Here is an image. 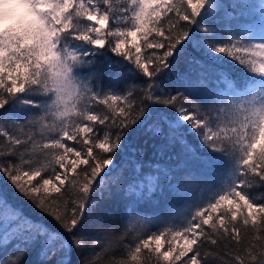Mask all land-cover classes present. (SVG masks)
Masks as SVG:
<instances>
[{"label": "snow or ice", "instance_id": "snow-or-ice-1", "mask_svg": "<svg viewBox=\"0 0 264 264\" xmlns=\"http://www.w3.org/2000/svg\"><path fill=\"white\" fill-rule=\"evenodd\" d=\"M222 7L0 0V264L37 244L40 264H264V0L233 3L225 19H259L221 29ZM101 56L120 69L107 86ZM136 132L178 163L141 175ZM105 192L126 222L98 212Z\"/></svg>", "mask_w": 264, "mask_h": 264}, {"label": "trees", "instance_id": "trees-1", "mask_svg": "<svg viewBox=\"0 0 264 264\" xmlns=\"http://www.w3.org/2000/svg\"><path fill=\"white\" fill-rule=\"evenodd\" d=\"M218 2L224 6L221 9H219L217 13L218 18L221 19L222 21V23L218 25V28L222 29L229 24L248 23L251 22L253 19H259L258 11H255L251 15H240L237 16L236 20L229 21L224 18L225 10L232 11L233 3H243L245 2V0H218ZM246 2L258 5L259 0H246ZM243 11H247V10H243ZM228 35H230V33L226 31L223 32V36L225 37V39L227 38ZM195 54L197 56H202L201 53H195ZM109 55L113 58L115 57V54L113 53H110ZM216 55L220 58V60L223 61L222 67L228 69V71L233 74L232 78L234 79L235 76L239 74L240 66L237 64V62H235L232 58L227 57L225 54H216ZM97 60L98 62L95 65V69H97L101 74L98 79V83L101 86H107L113 82L112 78L118 71H120V69L116 65L110 64L108 59H106L103 56L98 57ZM216 66L221 67V65H216ZM83 72L87 74L88 69L87 68L83 69ZM120 79L131 80L133 78L129 76L127 73H122ZM205 83L209 88L216 87L215 80L206 81ZM189 139L191 140L192 138L189 137ZM161 142L162 141L160 140V138L152 137L150 134H144L142 132H136L130 135L127 143L129 145H133L139 149H142L143 154L141 155L139 152H137L135 156V161L141 163L142 165L141 175L148 174L153 171L151 168L148 167L149 164L160 163L161 165L166 166V165H175L178 163V157L176 156V153L179 152V146L177 145L171 149H165L164 155L161 156L157 151ZM125 151L127 152L128 150L126 149ZM128 155H131V153L128 152ZM169 157H171V159H169ZM116 162L118 164L125 162L123 153L118 155ZM130 173H131V164L129 163L128 167L125 170V174L129 175ZM261 194L262 193L259 191H257L256 193V195L258 196ZM165 195L169 199H173V200L175 199V197H173L172 194L167 191L165 192ZM104 196L105 199L101 201L98 212L105 214L106 220L112 224L120 225L122 222H126L124 218L127 215V209L124 203L120 200V198L118 196H113L112 198L109 199L107 192L104 193ZM23 207L26 214L33 217H38L39 214L36 213L35 210H33L31 206L27 204V202H23ZM151 207L152 206L150 204H147L145 202H141L138 205V208L141 212H144L146 209H150ZM49 223L51 222L49 221ZM13 243L14 242L10 241L7 244V246L0 243V255H2L5 251L10 252L13 248ZM39 251H40L39 244L28 247L26 249V254L23 257L24 264H40ZM117 255H119L118 252ZM73 259L74 260L76 259L75 255L73 256Z\"/></svg>", "mask_w": 264, "mask_h": 264}]
</instances>
